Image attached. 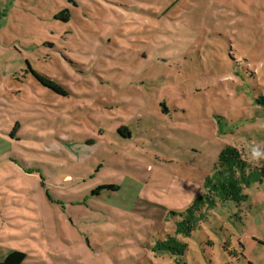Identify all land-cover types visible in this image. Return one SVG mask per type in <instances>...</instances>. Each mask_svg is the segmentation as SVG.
<instances>
[{"label":"rangeland","instance_id":"obj_1","mask_svg":"<svg viewBox=\"0 0 264 264\" xmlns=\"http://www.w3.org/2000/svg\"><path fill=\"white\" fill-rule=\"evenodd\" d=\"M225 145L264 157V0H0V260L175 264L152 246ZM245 192L175 235L188 264H264V180Z\"/></svg>","mask_w":264,"mask_h":264},{"label":"trees","instance_id":"obj_2","mask_svg":"<svg viewBox=\"0 0 264 264\" xmlns=\"http://www.w3.org/2000/svg\"><path fill=\"white\" fill-rule=\"evenodd\" d=\"M60 18L67 19V12H62ZM28 72L42 86L60 95H68L63 85L55 79L33 69L28 65ZM117 134L126 138L129 131L125 125H121L116 130ZM11 135H14L11 133ZM264 180V157L258 166H253L247 161L233 145H225L218 154L216 163L210 175L206 176L203 182L204 192L194 197L183 211H170L175 219L174 234L189 236L196 228L198 222L205 218L206 210L212 209L216 203L224 201H234L237 204L246 201L248 198L245 188L254 181ZM117 185H98L90 190V195H99L103 190L115 191ZM175 235H167L165 239L158 240L152 246L155 252H167L174 257L175 264H188L185 260L187 244L176 238ZM26 258V253L22 250L13 249L3 259L0 264H22Z\"/></svg>","mask_w":264,"mask_h":264}]
</instances>
